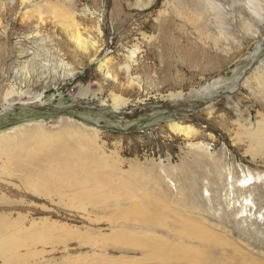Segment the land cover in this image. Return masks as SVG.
I'll return each mask as SVG.
<instances>
[{
  "label": "rangeland",
  "instance_id": "374dc122",
  "mask_svg": "<svg viewBox=\"0 0 264 264\" xmlns=\"http://www.w3.org/2000/svg\"><path fill=\"white\" fill-rule=\"evenodd\" d=\"M167 1L0 0V264H264V0Z\"/></svg>",
  "mask_w": 264,
  "mask_h": 264
},
{
  "label": "bare ground",
  "instance_id": "6f19581e",
  "mask_svg": "<svg viewBox=\"0 0 264 264\" xmlns=\"http://www.w3.org/2000/svg\"><path fill=\"white\" fill-rule=\"evenodd\" d=\"M139 1H140L139 6H141V7H145V6L156 7L158 0H156L155 2H154V0L153 1L147 0L148 2L143 3V4H142V2H144L143 0H139ZM213 1H214V3H213L214 5L209 10V9H206L205 3H208L206 0H168L167 1L168 3H166V8L164 9V14L160 12L158 17H157L158 23H160V25L158 24L156 26V29H157L158 34H159L157 37L158 42L162 43L164 45V47L170 48V46L173 44V40H174L173 36L171 35V30L173 29L172 27L174 26V23L177 21V19L182 20V21H187V22L191 23L192 26L194 25V27L196 29H198V31L200 33L214 37V32L211 31L212 26L208 25V21L212 20L211 19L212 15H217L218 16L217 18L226 19V17L223 18L221 6H228L230 8L239 9V13H241L242 16L247 20H252L255 18V16L251 13V11L247 10L248 6L246 7V2L244 0H213ZM116 4H117V1H116ZM116 4H115V6H116ZM116 9H117V7H116ZM116 9L114 12L111 13V16L115 17L114 20L116 21L117 25H119L120 27H125L127 22L125 20H123L124 18L122 19V15L119 12H116ZM118 14H120V16ZM91 15H93V13H91ZM98 30L100 31V26H98ZM76 38L79 40H82L81 35L78 32L76 33ZM208 39L210 40V37H208ZM82 43H83V41H82ZM130 48L132 50L128 52V59H129V61L132 60V62H133L135 59V55L138 53L139 47L137 45H135V46H132ZM167 48L163 53H161L162 57H163V54H166L167 52H169L170 49H167ZM195 53H197V52H195ZM129 67H130L129 65H126V70L130 69ZM4 141H6V139H4L3 142ZM47 143H49V142H47ZM23 153H26V152L21 150V151L15 153V151H14L15 156L13 154H12L13 156L11 154L10 155L12 157L17 158V159L25 160ZM45 156L47 158H54V159L56 158L55 153H50V152H47ZM8 158H10V156ZM35 162H37V161H35ZM9 164H11L10 166H8L10 171L14 167H17V169H21L23 172H26V175H29L32 177L35 176V173L32 174V167L33 166L30 162H29V164H31V166H27V167H25L22 162L20 163V161H17V163L16 162H10ZM43 164H45V163H43ZM47 168L48 167H46L44 170L47 175H43V174L38 172L36 174V176L38 175L40 178H42V175H43L44 176L43 184L48 186L50 182L54 183L55 181H54V179L49 178L48 174H50L52 172H51V169H47ZM42 180L43 179H41V181ZM44 186H42V187L45 189ZM143 211H144V209H143ZM128 215H130V214H128ZM138 215H139V218L144 219L145 221H159V220H157L159 218L157 216V213H156V215L150 214L148 212V210H145L143 213L138 214ZM192 222L193 221H191V223H188L191 227L199 230L200 232L206 233L208 236H211V234H209L201 225L196 224V223H192ZM155 253H157V255L160 257L166 256L165 258H168V256H170V253L167 252L165 250V248L156 247Z\"/></svg>",
  "mask_w": 264,
  "mask_h": 264
}]
</instances>
